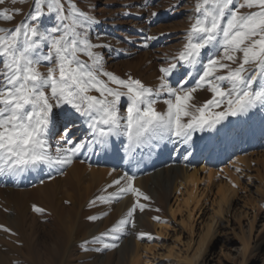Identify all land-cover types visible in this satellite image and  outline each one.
<instances>
[{"label": "snow or ice", "instance_id": "snow-or-ice-1", "mask_svg": "<svg viewBox=\"0 0 264 264\" xmlns=\"http://www.w3.org/2000/svg\"><path fill=\"white\" fill-rule=\"evenodd\" d=\"M66 3L34 0L23 22L14 29L0 27V176L16 177L42 165L67 166L85 151L118 152L114 137L122 138L131 159L138 149L161 143L190 145L194 133L264 108V0H196L183 46L160 67L155 87L107 71L103 53L96 49L111 46L94 43L90 36L99 21L72 0ZM8 12H0V19L11 21ZM201 90L210 92L211 99L198 104L195 94ZM159 103L166 108L158 110ZM78 121L87 129L80 138L73 131ZM134 181L135 176L125 173L107 186L113 192L96 200L112 203L129 193L137 201L149 200ZM137 209L142 212L145 205L134 203L92 242L116 248L104 238L117 241L127 225L135 227Z\"/></svg>", "mask_w": 264, "mask_h": 264}, {"label": "rangeland", "instance_id": "rangeland-1", "mask_svg": "<svg viewBox=\"0 0 264 264\" xmlns=\"http://www.w3.org/2000/svg\"><path fill=\"white\" fill-rule=\"evenodd\" d=\"M63 2L67 7L66 0ZM72 2L99 21L93 26L90 36L94 43L111 46L110 49H96L103 53L106 70L124 79L131 75L155 87L159 83L156 80L160 76V67L166 66V59L183 46L185 33L195 14L196 0ZM33 7L34 0L15 4L5 0L0 4V12L7 8L13 18L11 21L0 19V27L14 29L26 19ZM153 12L157 15L153 16ZM81 59L86 60L87 57L81 56ZM41 71H46V68H41ZM91 94L98 95L95 92ZM195 96L194 102L198 104L211 99L207 90H201ZM125 105L126 98H122V112ZM157 108L162 111L166 106L159 103ZM78 124L80 126L79 121ZM73 131L76 138H80V127ZM56 140L59 139L55 137L52 141L53 151ZM255 147L257 156L263 159L264 133ZM77 161L80 159L74 160ZM204 162L202 157L196 166L200 168ZM230 162L226 158L224 163H206V170L197 176L196 186L189 185L186 178L177 172L166 173L159 181L151 182L147 195L150 199L142 203L144 211L137 209L134 214L135 227L127 225L117 241L104 238L105 243L118 245L114 249H104L103 244L93 243V237L108 231L127 211L124 214L119 212L118 201L102 203L96 200L102 194L95 191L89 200L84 197L83 209L79 204L73 208L72 198L79 201L80 195L64 186L69 178L66 174L69 165L45 177L46 171L42 169L39 179L34 176L36 174H23L22 180L15 183H6L0 176V264H192L188 261L195 253V236L214 216L217 188L234 171L228 168ZM11 190L26 193L17 196ZM193 190L201 194L200 203L185 204L187 192ZM16 196V200L11 199ZM93 200H96L95 204H91ZM34 206L43 211H34ZM92 216L98 219L90 220ZM154 217H159V221ZM254 217L257 219V237L248 244L250 224L247 222ZM69 222L74 227L78 226L77 235H70ZM5 228L10 231H4ZM217 229V232L212 231L203 249L207 256L206 264H264V162L253 165L249 176L238 179L229 222H224ZM141 233L145 234L144 238L138 239ZM69 235L74 238L71 246Z\"/></svg>", "mask_w": 264, "mask_h": 264}, {"label": "bare ground", "instance_id": "bare-ground-1", "mask_svg": "<svg viewBox=\"0 0 264 264\" xmlns=\"http://www.w3.org/2000/svg\"><path fill=\"white\" fill-rule=\"evenodd\" d=\"M156 82H158V78ZM79 127L81 132L78 136L81 137L83 135L82 133H86L87 129L82 123H80ZM263 133L264 108L258 107L247 115L237 116L235 119L229 117L228 120L222 125H219L215 130L194 133L190 145L161 143L159 147H145L137 150L138 155H136L135 159H131L125 155L124 149L121 145L122 138L114 137L112 138V143L119 149L118 152H114L112 149L104 152L96 151L95 153L86 151L82 152L75 158L76 160L79 158L80 162H73V164L69 165L70 169L66 173L69 178L65 181L64 186L66 189L70 188L80 195L79 201H74L72 198L71 204L73 205V208L75 207V204H79L80 208L83 209L84 200H89V197L92 196L94 191L97 193L100 192L102 195H107L108 193L113 192L115 189L107 188V186L125 173L135 176L134 186L140 188L146 195H148L151 182L159 181L166 173L177 172L181 177L186 178L185 181L189 185L194 186L196 181H198L197 176L200 172L206 170V163L212 161L215 163H224L226 158H228V160L231 161L228 163V168H232L234 171L232 174L228 173V180L217 188L218 190L214 200L216 205L215 211L213 212L214 216L209 223L201 229V233L195 236V238H197L194 247L195 253L191 260L188 261V263L192 264H197L196 262L199 264H206L207 256L203 252L205 244L211 237V234L214 231L217 232V228H221L224 222H229L233 201L236 195V187H233V184L236 185L238 179L241 180L244 179V177L249 176L253 165L260 164L261 161L264 162V158L262 159L260 156H257L255 149V145ZM56 138L59 139V135L56 136ZM217 150L218 152H216ZM202 157L205 158L204 165L198 168L196 166L197 161ZM82 160L84 161L83 163L81 162ZM64 167L66 166L61 167L58 165L48 167L42 165L38 169L28 170L23 174L28 175V173H31L32 176L36 174L34 176L39 179L41 177L39 173L42 169H45L46 171V175H43V177H45L63 170ZM118 167L119 169H117ZM23 174L16 177L3 176V179L6 183H15L22 180V177H24ZM30 177L27 178L30 179ZM84 183L88 184L84 186ZM106 188L107 192L104 191ZM14 190L11 191L15 193L16 191ZM78 192H80V194ZM24 193L26 192L17 191L15 194ZM187 194L188 197L185 199V204L194 203L198 205L200 203V193L198 194V192L193 190L192 192H187ZM66 195L67 194H65L64 197H66ZM17 196L12 197L11 199L16 200L18 198ZM84 197L86 198L84 199ZM137 202L144 203L146 200L141 198L137 201V198L129 193L124 195L122 199L118 200L117 207L119 212L124 214L134 203ZM69 212H71V210H69ZM217 216H219L218 220H216ZM256 220V217H254L253 220L249 219L247 222L250 224L248 244L257 237L255 234ZM70 228V235H77L78 226L74 227L73 224ZM70 235L69 245L71 246L74 243V238H70ZM248 244L245 245L246 249L248 248ZM66 252L69 253L68 250Z\"/></svg>", "mask_w": 264, "mask_h": 264}]
</instances>
